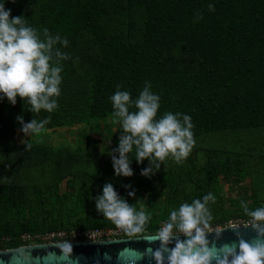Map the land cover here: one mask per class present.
Segmentation results:
<instances>
[{
    "label": "rangeland",
    "instance_id": "obj_1",
    "mask_svg": "<svg viewBox=\"0 0 264 264\" xmlns=\"http://www.w3.org/2000/svg\"><path fill=\"white\" fill-rule=\"evenodd\" d=\"M46 1L0 3L11 9V15H22L27 26L37 29L43 40L39 10ZM76 2L93 3L97 9L95 21L105 38L116 36L125 46L146 44L142 47L144 54L160 56L167 70L187 72L204 90L211 88L214 78L238 85V77L245 71L246 55L253 65L264 59V0H248V8H239L235 0ZM151 7L172 15L170 22H149ZM190 8L195 10L192 27L187 26ZM77 16L82 21L92 19L82 7ZM147 26L153 31L149 40ZM67 54L69 59L60 61L61 94L53 112L34 113L19 97L15 105L6 97L0 99V121L17 126L15 150L0 152V185L13 184L22 189L9 196V203L1 202L3 225L11 229L4 236L6 247L24 240L27 244L50 240L49 236L43 239L36 233L23 239L29 228L37 233L43 228L75 229L91 226L89 220L94 218L103 222L102 226L108 225L95 206L105 183L132 188L128 203L137 211L150 214V221L156 222L155 228L146 225L145 234L154 233L181 203L202 199L208 193L216 198L215 203L208 204L213 216L209 230L246 223L249 217L242 203L249 209L264 206V126L223 129L218 113L182 112L191 117L195 143L181 163L169 155L163 161L143 163L140 173L132 168L131 176L116 175L112 156L119 157L114 150L124 133L120 124L114 122L110 100L114 93L102 96L94 90L99 77V42L91 32L80 30ZM57 59L53 55V63ZM130 93L135 100L140 92ZM135 110L134 106L129 107L130 112ZM17 116H23L25 123L46 117H50V122L37 134H25ZM160 117L157 114L156 119ZM178 118L182 120V116ZM149 167L152 171L142 175V170Z\"/></svg>",
    "mask_w": 264,
    "mask_h": 264
},
{
    "label": "clouds",
    "instance_id": "obj_2",
    "mask_svg": "<svg viewBox=\"0 0 264 264\" xmlns=\"http://www.w3.org/2000/svg\"><path fill=\"white\" fill-rule=\"evenodd\" d=\"M43 32L45 39L41 40L37 29L27 26L22 15L12 16L11 9H6L5 4L0 3V99L6 97L15 105L19 97L27 102L34 113L41 110L51 113L58 107L56 98L61 94L63 70L60 61L69 59L67 53L56 48L54 54L58 59L53 63L54 45L59 43L67 47L69 42L59 35L53 37L47 28ZM117 89H120L119 85ZM110 100L116 118L114 122L120 124L124 133L114 150L119 153V157L112 156L116 175L133 174L127 154L133 151L134 146L137 162L147 158L150 163H154L171 155L179 164L187 158L195 143L191 117L165 112L156 119L160 97L151 91L150 82H146L135 100L130 92L123 90L115 91ZM130 106L136 110L130 112ZM181 116L182 120L178 118ZM17 120L21 123L22 132L37 134L50 122V117L25 123L23 116H17ZM151 171V167L145 168L141 174L148 175ZM215 199L213 194L208 193L202 199L181 203L170 211L168 219L154 233L148 235H145V231L151 219L150 214L143 210L137 211L120 198L111 183L103 185L95 206L106 220L126 236L142 237L149 243L160 241V247L155 250L147 248L141 252L138 249H122L118 259L123 264H139L147 255L156 264H165V260L167 264H212L213 261L215 264H264V206L249 209L247 204H241L245 215L249 217L246 224H251L256 230L257 238L252 243L241 238L237 251L235 244L209 247L207 230L211 227L213 216L208 204L210 201L215 203ZM230 226L235 228L237 225ZM181 235L187 239H180ZM174 237V247L169 248ZM54 246L60 250L59 255L49 252L44 257H37V261L42 259L44 264H57L59 261L75 264L70 241L58 242ZM164 253H167L166 257Z\"/></svg>",
    "mask_w": 264,
    "mask_h": 264
},
{
    "label": "trees",
    "instance_id": "obj_3",
    "mask_svg": "<svg viewBox=\"0 0 264 264\" xmlns=\"http://www.w3.org/2000/svg\"><path fill=\"white\" fill-rule=\"evenodd\" d=\"M16 1V0H11ZM214 1V0H210ZM239 8H248V0H235ZM85 8L88 11L89 19L82 21L77 16L78 8ZM194 9L190 8L187 15V26L192 27ZM97 9L91 2L77 4L76 0H47L39 10V21L42 30L47 28L49 34L55 37L59 35L61 39L68 40V46L74 39V36L80 30L91 32L100 45V59L96 62L99 77L95 82L94 90L97 94L105 96L115 93L117 90L128 92H140L145 87L146 82H150L151 91L160 97L159 115L163 116L165 112L189 114H214L221 116V128L237 129L264 126V59H261L258 65H253L250 58L246 55L243 58L245 71L239 75L236 85L234 81H225L222 78H214L209 90H204L202 84L193 80L187 72L167 70L163 64L162 58L150 53H143V48L137 46H125L120 43L118 37L112 36L105 38L101 26L95 21ZM12 16H19L18 14ZM172 15L159 11L157 8H149L148 19L153 21L157 19L161 22L169 23ZM148 22V23H149ZM147 23V25H148ZM233 26L232 29H234ZM146 39L153 38V31L147 26ZM45 35L43 32V40ZM68 46L63 47L57 43L53 48L67 53ZM143 47V48H142ZM117 85L120 89H117ZM225 109H222V108ZM229 108V109H228ZM97 117V116H96ZM2 118V117H1ZM16 125L2 123L0 121V152H13L15 150L14 131ZM130 167L135 168L140 173L141 165L148 162H137L135 159V146L133 151L128 153ZM118 196L128 200L132 188L120 187L113 184ZM171 186L169 185V189ZM0 207L3 200L9 203V196L15 191L21 192L18 185H0ZM9 201V202H8ZM128 202V201H127ZM6 210V208H2ZM91 226H83L75 229H87L95 227H107L114 225L108 221V225L102 226L103 222L97 219L89 220ZM156 222L150 221L147 226L155 228ZM55 228V227H54ZM60 227H57L58 229ZM72 227H66L70 230ZM52 228H43L38 233H42ZM9 226H4L2 216H0V249L7 248L4 236L9 233ZM38 230L29 228L27 233L35 234ZM126 236L125 234L122 235ZM83 238L68 239L79 240ZM53 241H58L54 239ZM42 242V241H40ZM27 244L22 241L18 245ZM16 246V245H13Z\"/></svg>",
    "mask_w": 264,
    "mask_h": 264
},
{
    "label": "water",
    "instance_id": "obj_4",
    "mask_svg": "<svg viewBox=\"0 0 264 264\" xmlns=\"http://www.w3.org/2000/svg\"><path fill=\"white\" fill-rule=\"evenodd\" d=\"M230 225L227 224L216 229L207 230V239L210 242L209 247L214 245L216 248H219L221 245L235 244L237 251H239L238 245L241 238L250 243L254 242L257 238V232L251 224L236 223L237 226L235 228ZM217 231H219V235H217ZM180 239L184 240L187 237L181 235ZM62 241L71 242L73 246L72 256L75 264H123L118 259V254L122 249L131 248L143 252L147 248L155 250L160 247L159 240L149 243L147 239L142 237L130 238L128 236L92 240L46 241L1 248L0 264H44L42 259L37 261V257H44L49 252H55L59 255L60 250L54 245ZM174 244L175 237L168 247H174ZM164 255L166 257L167 253H164ZM57 264H67V262L59 261ZM139 264H156V262L150 255H147ZM165 264H167L166 260ZM212 264H215V261Z\"/></svg>",
    "mask_w": 264,
    "mask_h": 264
},
{
    "label": "built area",
    "instance_id": "obj_5",
    "mask_svg": "<svg viewBox=\"0 0 264 264\" xmlns=\"http://www.w3.org/2000/svg\"><path fill=\"white\" fill-rule=\"evenodd\" d=\"M124 234L123 231L116 229L115 226H107V227H95V228H87V229H58V230H48L42 233H36L40 238L44 239V236H49L50 240L53 241L54 239L58 240H68V239H76V238H83L85 240H92V239H104V238H113V237H122ZM30 233H25L23 239L29 237Z\"/></svg>",
    "mask_w": 264,
    "mask_h": 264
}]
</instances>
